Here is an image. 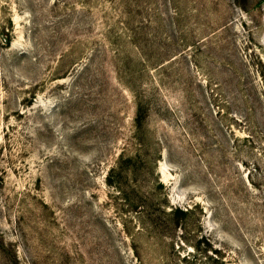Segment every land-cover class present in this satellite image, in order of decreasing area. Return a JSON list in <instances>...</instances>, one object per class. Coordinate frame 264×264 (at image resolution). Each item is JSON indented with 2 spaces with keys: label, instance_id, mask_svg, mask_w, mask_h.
<instances>
[{
  "label": "rangeland",
  "instance_id": "1",
  "mask_svg": "<svg viewBox=\"0 0 264 264\" xmlns=\"http://www.w3.org/2000/svg\"><path fill=\"white\" fill-rule=\"evenodd\" d=\"M0 264H264V0H0Z\"/></svg>",
  "mask_w": 264,
  "mask_h": 264
},
{
  "label": "trees",
  "instance_id": "2",
  "mask_svg": "<svg viewBox=\"0 0 264 264\" xmlns=\"http://www.w3.org/2000/svg\"><path fill=\"white\" fill-rule=\"evenodd\" d=\"M143 118H144V114L141 113V106L140 107L138 106V113L136 115V122H137L138 126H141ZM188 210H189V208H186V210H182L180 208H179V210H174L172 208L170 211L161 210L163 215H158V217H156V219H154V224H155V226H157L159 228V227H161V225H166L168 223V221H173V220L178 219L179 214L177 215V211L186 214Z\"/></svg>",
  "mask_w": 264,
  "mask_h": 264
}]
</instances>
